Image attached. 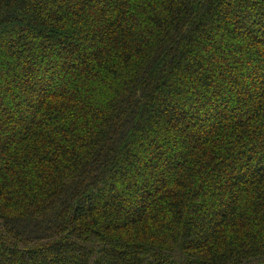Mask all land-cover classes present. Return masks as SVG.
<instances>
[{
	"label": "trees",
	"instance_id": "1",
	"mask_svg": "<svg viewBox=\"0 0 264 264\" xmlns=\"http://www.w3.org/2000/svg\"><path fill=\"white\" fill-rule=\"evenodd\" d=\"M0 264H264V0H0Z\"/></svg>",
	"mask_w": 264,
	"mask_h": 264
},
{
	"label": "rangeland",
	"instance_id": "2",
	"mask_svg": "<svg viewBox=\"0 0 264 264\" xmlns=\"http://www.w3.org/2000/svg\"><path fill=\"white\" fill-rule=\"evenodd\" d=\"M6 80V79H5Z\"/></svg>",
	"mask_w": 264,
	"mask_h": 264
}]
</instances>
